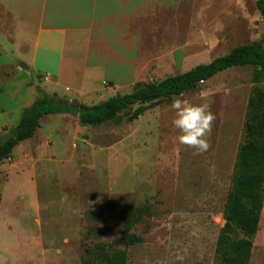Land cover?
<instances>
[{
    "label": "rangeland",
    "instance_id": "obj_1",
    "mask_svg": "<svg viewBox=\"0 0 264 264\" xmlns=\"http://www.w3.org/2000/svg\"><path fill=\"white\" fill-rule=\"evenodd\" d=\"M162 1L148 22L135 24L142 41L127 68L86 79L78 69V78L63 80L46 75L57 68L58 53L42 45L36 56L37 29L15 25L0 2V143L44 92L94 105L208 63L264 32L257 0ZM253 70L233 67L183 93L209 103L216 117L210 147L199 154L177 139L173 97L97 126L72 114L44 117L0 163L1 264H85L86 249L98 243L126 250L127 264H215L246 139ZM110 201L143 209L133 227L140 243L124 244L122 223L105 211ZM249 264H264V206Z\"/></svg>",
    "mask_w": 264,
    "mask_h": 264
},
{
    "label": "trees",
    "instance_id": "obj_2",
    "mask_svg": "<svg viewBox=\"0 0 264 264\" xmlns=\"http://www.w3.org/2000/svg\"><path fill=\"white\" fill-rule=\"evenodd\" d=\"M256 6L264 22V0H257ZM239 66L254 67L253 87L247 106L246 139L237 152L232 187L224 211L226 222L216 244L215 264H249L264 206V32L260 40L236 46L208 63L94 105L72 102L44 92L24 110L14 131L0 143V163L8 159L21 142L32 138L41 120L48 115H76L82 124L92 126L115 120L133 107H137L134 117H138L149 105L195 89L217 74ZM105 211L110 218L122 223L127 247L142 241L133 231L141 220V207L132 202L110 201L106 203ZM86 255L85 264H127L128 259L126 250L104 243L88 247Z\"/></svg>",
    "mask_w": 264,
    "mask_h": 264
},
{
    "label": "crops",
    "instance_id": "obj_3",
    "mask_svg": "<svg viewBox=\"0 0 264 264\" xmlns=\"http://www.w3.org/2000/svg\"><path fill=\"white\" fill-rule=\"evenodd\" d=\"M1 6L26 28L31 23L36 56L39 47L58 53L57 68L46 75L63 80L66 75L91 78L100 71L127 68L142 37L135 24L149 21L151 10L162 0H0ZM34 21L35 25H32ZM139 28V27H138ZM48 59V55H47ZM36 61V58H35ZM32 70L34 66L31 65ZM35 73V71H33ZM71 84V83H70ZM1 264V258H0Z\"/></svg>",
    "mask_w": 264,
    "mask_h": 264
},
{
    "label": "clouds",
    "instance_id": "obj_4",
    "mask_svg": "<svg viewBox=\"0 0 264 264\" xmlns=\"http://www.w3.org/2000/svg\"><path fill=\"white\" fill-rule=\"evenodd\" d=\"M170 108L174 111L171 123L179 131L180 144L194 150V154L208 151V137L216 117L207 102L193 103L183 98V93L173 97Z\"/></svg>",
    "mask_w": 264,
    "mask_h": 264
},
{
    "label": "water",
    "instance_id": "obj_5",
    "mask_svg": "<svg viewBox=\"0 0 264 264\" xmlns=\"http://www.w3.org/2000/svg\"><path fill=\"white\" fill-rule=\"evenodd\" d=\"M28 69H29V67H28ZM36 82H37V79H36Z\"/></svg>",
    "mask_w": 264,
    "mask_h": 264
}]
</instances>
